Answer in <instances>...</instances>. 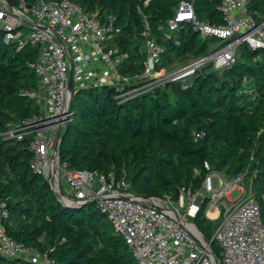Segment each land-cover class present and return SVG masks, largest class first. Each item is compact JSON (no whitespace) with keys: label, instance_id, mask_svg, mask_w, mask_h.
<instances>
[{"label":"trees","instance_id":"obj_1","mask_svg":"<svg viewBox=\"0 0 264 264\" xmlns=\"http://www.w3.org/2000/svg\"><path fill=\"white\" fill-rule=\"evenodd\" d=\"M71 1L98 11L102 23L113 17L112 41L128 53L119 67L126 76L143 72L147 25L163 47L158 70L165 72L182 56L208 50L210 35L203 36L191 22L169 30L181 1L193 5L200 21L224 24L220 0ZM248 9L259 18L264 0H249ZM38 54L39 47L31 42L22 47L5 44L0 30V204L9 211L6 232L57 264H136L96 203L64 205L45 176L32 168L29 140L4 136L40 112V104L30 96L39 84L31 67ZM125 90L103 84L73 94L59 149L69 168L97 171L117 184L125 181L134 194L176 202L182 190L202 189L207 162L212 171L230 178L252 176L264 222V49L242 44L236 62L222 72L211 63L186 81L132 98L120 97ZM201 132L204 135L196 139ZM209 202L204 199L194 223L220 257L221 248L213 240L215 220L205 215ZM0 264L39 263L0 254Z\"/></svg>","mask_w":264,"mask_h":264},{"label":"built area","instance_id":"obj_2","mask_svg":"<svg viewBox=\"0 0 264 264\" xmlns=\"http://www.w3.org/2000/svg\"><path fill=\"white\" fill-rule=\"evenodd\" d=\"M1 1L3 42L20 47L31 42L39 47L38 57L31 64L39 84L30 96L40 104V112L12 126L4 136L16 141L29 140L32 168L45 176L60 199L96 203L129 247L136 264H264L262 209L255 193L245 185L246 174L230 178L218 172L220 188L215 190L213 171L206 162L209 173L202 189L193 197L182 190L175 202L144 198L131 192L125 181L117 184L113 177L97 171L71 169L61 160L59 150L55 152L59 134L70 121L71 101L78 89L103 84L121 86L126 90L120 97L132 98L186 78L195 70L196 62L164 75L157 68L163 47L151 36L147 25L143 32L147 52L143 72L126 76L119 67L128 53L120 52L112 41L113 17L102 23L98 11L90 12L71 0H36L33 4L26 0L18 4ZM248 3L249 0H220L224 24L216 26L200 21L193 5L181 1L175 17L168 22L169 30L175 31L181 22L188 21L203 36L222 39L225 45L211 56L214 68L222 72L236 62L242 44L264 49V13L255 17ZM24 27L29 28L28 33L21 31ZM133 78L138 82L132 83ZM203 135L201 132L195 137ZM62 176L67 189L61 183ZM60 187L65 196H60ZM235 189L239 195L232 200L229 194ZM205 198L210 200L209 214L216 213L209 216L219 220L213 240L221 248L220 257L194 223ZM8 217V209L0 204V254L9 259L27 258L39 264H57L46 253L11 238L5 228Z\"/></svg>","mask_w":264,"mask_h":264},{"label":"rangeland","instance_id":"obj_3","mask_svg":"<svg viewBox=\"0 0 264 264\" xmlns=\"http://www.w3.org/2000/svg\"><path fill=\"white\" fill-rule=\"evenodd\" d=\"M1 2H2V1L0 0V3H1ZM21 31L24 32V33H28V32H29V28H28V27H24ZM222 42H223L222 39L217 38V37H214V36H210V37H209V48H208V50H207L206 52H204V51H202V52H193V53H190V54H188V55H184V56H182L180 59H178V60H177V61H176V62H175V63H174V64H173V65H172V66H171L166 72H164L163 74L165 75V74H167V73H169V72H171V71L177 69L178 67L183 66V65H185V64H188V63H190V62H196V63H195V64H196V68H195V70L192 72V74H190L189 76H187V77L184 78V79H180V80H178V81H186L187 79H189L190 77H192L194 74H196L198 71L205 69V68L208 67L211 63H213V60H212V57H211V56H212L216 51L219 50V47H220L219 45H221ZM216 70H217V69H216ZM217 71L220 72V70H217ZM108 74H109V75L111 74L110 71L108 72ZM137 75H140V74H135L134 76H137ZM129 76H131V75H129ZM134 76H131V77H134ZM137 82H138V80H137L136 78H133L132 83H137ZM118 88L121 89V86H118ZM75 89H78V87L75 86ZM220 173H221V172H220ZM61 183H62V185L64 186L65 189L68 188V185H67V183H66V180H65V178H64L63 176H62V178H61ZM212 183H213V188H214L215 190H217L218 188H220L218 172L215 171V170H213V172H212ZM245 185L247 186V189H248L249 191L252 190V192H254V190L252 189V176H251V175H249V177L245 179ZM254 193H255V192H254ZM200 194H202V195H204L205 197H207V195H206L203 191H201ZM194 195H195V193H193V192H189L188 197H193ZM238 195H239V190L235 189V190H233L232 192H230L229 197H230L232 200H234V199H236V198L238 197ZM57 196H58V195H57ZM255 196H256V195H255ZM58 198L60 199L59 196H58ZM60 200L63 202L62 199H60ZM224 200H226V198L223 199L222 201H224ZM222 201L220 200L219 203H221ZM219 203H218V204H219ZM210 205H211V204L208 205L207 211H206V213H205V215H206L207 217H209V215L213 216V215L216 214L214 211H212V212L209 214V211H210ZM212 213H213V214H212ZM100 215L103 216V221H104V222H106V223L111 222L110 219H109V217H108L107 215H102V214H100ZM214 220H215V224H216V226H218V224H219V220H218V219H214ZM190 221H191V219H190ZM215 230H216V228H215ZM215 230H214V232H215ZM213 235H214V234H213Z\"/></svg>","mask_w":264,"mask_h":264},{"label":"water","instance_id":"obj_4","mask_svg":"<svg viewBox=\"0 0 264 264\" xmlns=\"http://www.w3.org/2000/svg\"><path fill=\"white\" fill-rule=\"evenodd\" d=\"M69 89L72 93V76L70 78V83H69ZM61 147V133L59 134V138H58V144L56 145V148H55V152H57ZM60 196H65V192L63 191L62 187H60ZM144 198H149L150 196H146V195H140ZM63 204L66 205V206H70V207H75V206H82V205H86L88 204L87 202H79V203H75L74 201H66V200H63Z\"/></svg>","mask_w":264,"mask_h":264},{"label":"crops","instance_id":"obj_5","mask_svg":"<svg viewBox=\"0 0 264 264\" xmlns=\"http://www.w3.org/2000/svg\"><path fill=\"white\" fill-rule=\"evenodd\" d=\"M209 218H210V219H214L213 217H210V216H209Z\"/></svg>","mask_w":264,"mask_h":264},{"label":"bare ground","instance_id":"obj_6","mask_svg":"<svg viewBox=\"0 0 264 264\" xmlns=\"http://www.w3.org/2000/svg\"><path fill=\"white\" fill-rule=\"evenodd\" d=\"M213 214V213H212Z\"/></svg>","mask_w":264,"mask_h":264}]
</instances>
